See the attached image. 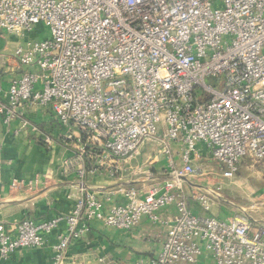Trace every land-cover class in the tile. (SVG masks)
<instances>
[{"label":"built area","instance_id":"obj_1","mask_svg":"<svg viewBox=\"0 0 264 264\" xmlns=\"http://www.w3.org/2000/svg\"><path fill=\"white\" fill-rule=\"evenodd\" d=\"M39 25L50 36L27 40ZM2 32L27 40L13 54L0 48V116L8 132L20 119L14 137L40 135L26 112L47 113L63 130L57 140L73 152L59 173L118 185L104 198L83 188L66 216L25 219L13 232L0 224L1 261L46 247L64 224L50 264H76L71 245L93 222L131 231L148 218L166 231L158 254L135 264H197L205 252L214 264H264V222L208 215L210 192L183 185L196 176L199 144L226 180L242 160L264 162V0H0ZM40 139L48 150L56 143L47 134ZM147 139L170 157L163 184L137 165L126 168ZM172 143L182 146L179 168ZM139 174L146 176L141 188L121 184ZM55 175L14 179L10 189L33 192ZM187 199L207 215L193 213ZM170 205L178 214L164 221L158 212Z\"/></svg>","mask_w":264,"mask_h":264},{"label":"crops","instance_id":"obj_2","mask_svg":"<svg viewBox=\"0 0 264 264\" xmlns=\"http://www.w3.org/2000/svg\"><path fill=\"white\" fill-rule=\"evenodd\" d=\"M10 76L12 75L9 74ZM26 117L30 122L38 123L41 126L42 134L36 135L28 131L26 134L14 137L13 130L18 126L20 119L13 122L12 132H8V127L0 116V144L3 147V167L0 173V224L9 232H13L15 226L25 219L45 222L58 216L68 215L83 188L91 192L94 191L104 198L111 188L118 185L117 182L100 176L90 177L82 184L75 175L60 174L62 162L73 156L71 149L57 140V138L62 136L63 130L57 126L53 118L47 113L27 111ZM44 134L50 135L56 140L51 150L46 149L41 142L40 136H44ZM197 148L199 157L194 159V164L196 162L200 164L198 161L203 159V164L198 168L201 172H205L207 170L206 162L208 160L212 161V159L205 146L199 144ZM170 149L171 159L175 167H181V144L172 143ZM140 158L137 157L131 163L138 166V162H141L138 160ZM169 160L170 157L163 154L149 163L150 168L147 171L153 174L156 183L163 184L169 180L167 173ZM245 162H249L247 168H252L256 164L248 158L240 162L239 168L242 163L246 164ZM129 163L126 168L131 170L132 167L130 169ZM48 170H54L56 175L51 182L40 186L38 190L17 192L10 189L14 179L29 181L37 175H43ZM145 177L142 176L139 180L131 181L126 176L127 180L125 179L126 181L121 182V184L141 188ZM197 177H203V174L183 180L186 190L189 193L192 190L205 193L211 192L207 186L196 182L197 180L195 181ZM207 180L206 178L202 179V181ZM217 196L215 195L214 198L216 199ZM118 201V199L113 200V204L119 203ZM186 201L193 213L207 215L198 204L190 199ZM177 214L175 205H170L158 212L159 218L164 221L175 218ZM208 215L223 220L238 216L230 212L224 213L220 211L214 203ZM243 216L250 219L246 215ZM64 228L65 225L63 224L60 230L56 231L50 238L46 247L19 250L8 261L0 260V264H50V245L55 243L56 236L61 234ZM165 231L166 229L160 224H151L148 218H144L131 231H117L107 228L98 222H93L90 232L71 245L70 257L76 264H135L139 260H148L158 254L161 246L160 241ZM197 264L214 263L211 255L205 252Z\"/></svg>","mask_w":264,"mask_h":264},{"label":"rangeland","instance_id":"obj_3","mask_svg":"<svg viewBox=\"0 0 264 264\" xmlns=\"http://www.w3.org/2000/svg\"><path fill=\"white\" fill-rule=\"evenodd\" d=\"M0 36L4 37L3 41H0V48L3 49L7 45L8 53L13 54L15 48L19 45H25L27 40L45 39L50 34L44 25H39L36 27L35 35L28 34L26 36L27 40L21 39L18 42H13L6 32L0 33ZM214 83L215 80L213 78L208 79V84L214 85ZM139 153L141 158L138 160L144 163L142 165L141 162H138L139 169L142 171L149 170V163L158 156L163 155V153L158 151V141L155 139L145 140ZM202 160L198 161L200 164L197 162L194 164L197 171L196 176L203 174V177H197L195 181L197 180L196 182L204 184L211 190L209 198L212 204L214 203L224 213L230 212L238 216H248L254 227L264 222V162L256 163L252 168H247L249 162H245L246 164L242 163L236 176L232 180H226L218 176L221 174L220 166L211 160L206 162L207 170L201 172L198 167L203 164ZM131 165L133 164L130 162L129 166ZM206 174L210 175L206 176ZM139 176L143 175L139 174L136 177L138 178ZM203 178L208 180L202 181ZM215 195H218L216 199L214 198Z\"/></svg>","mask_w":264,"mask_h":264}]
</instances>
